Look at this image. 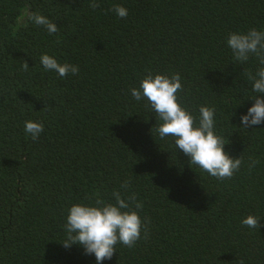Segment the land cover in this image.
I'll return each instance as SVG.
<instances>
[{
	"label": "trees",
	"instance_id": "16d2710c",
	"mask_svg": "<svg viewBox=\"0 0 264 264\" xmlns=\"http://www.w3.org/2000/svg\"><path fill=\"white\" fill-rule=\"evenodd\" d=\"M97 2L0 0V264H97L82 245L64 247V225L72 204L96 193L114 202V190L143 203L148 239L117 244L101 264H264V123L246 129L240 119L255 95L244 69L259 65L239 64L227 45L231 32L264 31V0ZM43 54L78 74L45 70ZM148 71L179 73V102L194 116L215 109L225 151L244 161L233 178L189 165L172 137H159L154 111L130 91ZM27 120L44 126L37 140ZM249 158L259 161L251 170ZM248 215L261 227L243 225Z\"/></svg>",
	"mask_w": 264,
	"mask_h": 264
},
{
	"label": "clouds",
	"instance_id": "9594fccd",
	"mask_svg": "<svg viewBox=\"0 0 264 264\" xmlns=\"http://www.w3.org/2000/svg\"><path fill=\"white\" fill-rule=\"evenodd\" d=\"M89 7L95 10L100 5L97 0H91ZM111 10L119 18L128 15L127 8L120 4H114ZM27 19L37 26H43L49 34L59 31L53 20L38 12H29ZM227 45L239 64L244 65L254 56L259 65L254 73L244 69L247 82L255 93L251 98L254 103L248 108L247 114L240 118L243 128L248 129L264 123V31L251 28L246 33L231 32L227 37ZM40 63L45 70L55 71L62 78L69 73L76 75L79 72L78 66L67 62L61 64L48 54L41 55ZM22 67L27 71L28 63L23 61ZM182 90L179 73L169 76L148 71L141 78L139 86L130 91L136 101L146 100L147 106L155 113L159 137H172L175 147L189 158V165L198 166L220 181L233 178L244 161L241 155L233 158L225 151L224 138L215 132V109L201 105L198 108L199 116H194L179 102L177 93ZM24 129L33 140H37L44 126L41 122L27 120ZM249 160V170L259 163L252 158ZM130 184V179L126 180L121 188L127 190ZM111 196L114 202L105 201L96 193L94 197H85L87 203L72 204L64 225L67 233L64 247L82 245L86 255L94 254L97 264L110 260L116 252L117 244L132 248L142 238V232L143 239H148L146 222L150 221L147 217L141 218L143 203L137 200L136 194L132 193L125 198L121 191L114 190ZM241 223L253 229L261 227L258 218L253 215L246 216ZM239 264H244V261L241 260Z\"/></svg>",
	"mask_w": 264,
	"mask_h": 264
}]
</instances>
